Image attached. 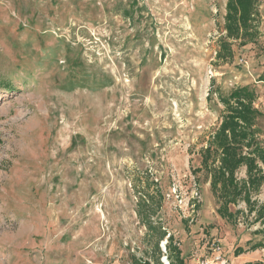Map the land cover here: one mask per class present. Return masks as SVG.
Masks as SVG:
<instances>
[{
    "label": "rangeland",
    "instance_id": "374dc122",
    "mask_svg": "<svg viewBox=\"0 0 264 264\" xmlns=\"http://www.w3.org/2000/svg\"><path fill=\"white\" fill-rule=\"evenodd\" d=\"M257 1L258 36L219 60L226 0H0V264H154L141 199L159 263L171 235L184 264H264V183L227 218L201 169L218 92L254 90L264 146Z\"/></svg>",
    "mask_w": 264,
    "mask_h": 264
},
{
    "label": "trees",
    "instance_id": "16d2710c",
    "mask_svg": "<svg viewBox=\"0 0 264 264\" xmlns=\"http://www.w3.org/2000/svg\"><path fill=\"white\" fill-rule=\"evenodd\" d=\"M257 0H226L224 15L225 37L219 42L217 59H231L233 52L232 41H239L240 46L253 41L258 36ZM0 90L10 91L12 85L0 82ZM217 93V92H216ZM220 103L224 106L225 114L221 119L219 128L214 133L208 146L201 151V169L210 179V189L215 198L221 202L218 212L231 218L228 205L235 204L242 199L249 203L250 191L258 190L264 183V146L257 140L256 122L260 113L253 109L252 102L256 99L254 90L248 87H239L229 93L227 97L217 93ZM245 148L248 152L243 155ZM219 156V157H217ZM219 158V167L214 162ZM246 167L247 180L236 181L235 172L240 166ZM155 210L147 199H141L137 208V215L146 226V229L158 236L155 250L158 258L154 264L159 263V242L167 237L161 227L151 222ZM258 217H264V206L257 211ZM263 235L264 230L259 231ZM263 248L262 243L256 244L252 249ZM166 258L169 264H184L181 251L173 245L171 235L167 238ZM240 250L237 249V252ZM132 264H150L148 261H132Z\"/></svg>",
    "mask_w": 264,
    "mask_h": 264
},
{
    "label": "built area",
    "instance_id": "2783aa9c",
    "mask_svg": "<svg viewBox=\"0 0 264 264\" xmlns=\"http://www.w3.org/2000/svg\"><path fill=\"white\" fill-rule=\"evenodd\" d=\"M213 251L215 253L214 260L217 261V262L223 261L222 255H221V252H220V248L218 246L213 245Z\"/></svg>",
    "mask_w": 264,
    "mask_h": 264
}]
</instances>
